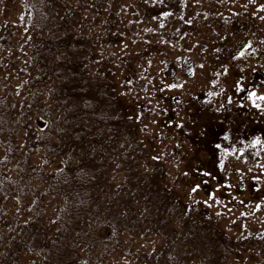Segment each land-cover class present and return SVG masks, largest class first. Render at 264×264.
<instances>
[{"label": "trees", "instance_id": "1", "mask_svg": "<svg viewBox=\"0 0 264 264\" xmlns=\"http://www.w3.org/2000/svg\"><path fill=\"white\" fill-rule=\"evenodd\" d=\"M23 1L28 14L26 25L41 33L45 24L49 28L30 49L28 66L21 67L28 68L30 89L24 111L38 113L35 125L45 136L34 137L32 131L33 141L25 146L23 157H17L21 175L2 178L19 181L18 193L29 186L34 197L0 226V264H23L24 256L31 258L30 264H104L115 253L128 256L133 264H146L152 257L159 264H264V229L230 233L208 206L186 200L163 182L166 169L162 156H154V141H147L145 147L141 139L144 116L117 94L114 74L119 63L113 66L109 55H115L103 53L123 46L131 35L124 30L130 25L126 15H134L149 26L181 30L176 35L165 33L162 43L184 41L186 34H203L207 23H194L196 18L191 13L200 0H128L131 2L124 7V0H117L116 5L113 0L102 5L97 0H63L57 18L53 15L55 0ZM210 1L222 12L224 5L246 0ZM228 24L233 31L237 26L246 31L249 26L235 17ZM263 68L251 77L259 85H264ZM204 96L203 92L196 95L200 113H204ZM5 111L0 103L2 128L20 117L18 111ZM245 118L251 123L246 138L264 136L263 121ZM207 124L203 122L197 138L207 137L202 142L211 155L207 162L211 165L214 157L223 159L230 151L226 143L231 138L223 125L210 126L211 133ZM124 138L135 148L133 151H117ZM41 148L56 149L62 159L48 157L40 165H32L30 152ZM213 148L218 150L214 157ZM108 152L119 154L121 160L114 161ZM144 153L146 168L140 166ZM54 162L52 169L49 166ZM117 170L122 171L123 178L116 176ZM207 174L215 176L210 170ZM205 176L200 186L206 192L210 184ZM39 185L43 191H38ZM47 198H54L56 203ZM139 237H155L159 241L156 249L138 254L133 246ZM158 253L160 259L156 260Z\"/></svg>", "mask_w": 264, "mask_h": 264}, {"label": "rangeland", "instance_id": "2", "mask_svg": "<svg viewBox=\"0 0 264 264\" xmlns=\"http://www.w3.org/2000/svg\"><path fill=\"white\" fill-rule=\"evenodd\" d=\"M55 1L53 15L57 18L61 12L58 8L64 2ZM97 1L98 5L107 2ZM123 2L124 7L131 1ZM113 3L116 5L118 2L113 0ZM214 9L216 12H213ZM191 13L196 18L194 23H207L206 32L186 34L184 41L175 39L170 44L161 42L162 38L165 39L164 34L176 35V31L181 30L172 31L169 27L160 28L156 24L149 26L134 15H126L130 25L124 30H129L131 35L123 46L103 52L115 55H109L113 66L119 63L114 74L116 92L125 103L131 104L132 109L144 116L141 139L145 147L147 141H154V156H162L166 169L163 182L171 185L186 200L208 206V210L219 216L230 233L236 232L237 235L258 227L264 229V136H244L251 124L245 117L251 120L258 117L264 122V99L260 98L264 95V85L251 78L254 71L264 67V0L224 5L222 12L210 0H200ZM27 17L23 0H0V103L6 113L20 112V117L12 120L8 128L0 127V209L3 210L0 226L5 218L19 214L27 200L34 197L29 186L22 187L19 194V181L11 179L6 182L2 178L4 175L9 178H15L18 173L21 175L17 157H23L25 146L33 141L32 131L34 137L38 134L45 136L42 129H37L35 125L38 113L24 111L23 103L30 99L26 78V66L32 56L30 49L49 28L44 27L45 24L41 33L26 25ZM222 17L229 21L235 17L249 26L246 31L238 29V26L233 31L234 27L228 24V20L220 21ZM111 64L109 62L108 66ZM163 71H166L165 77H169L167 80H164ZM126 76L129 77L127 80ZM200 92L205 94L201 99L205 105L204 113L196 109V95ZM249 92L255 95L250 97ZM42 98L48 99L44 94ZM256 104L260 107L257 108ZM204 121L208 122L210 132L213 131L210 126L219 128L223 125L231 138L226 143L230 153L225 152L223 159L214 157L218 150L213 148L211 165L207 164L211 155L203 149L202 139L207 137L197 138ZM150 144L153 143L150 141ZM134 149L124 138L117 151L131 152ZM48 157H54L56 161L62 159L56 149L41 148L30 152L29 163L40 165ZM142 157L140 166L146 168V154ZM112 159L120 161L121 156L113 155ZM199 160H203V164ZM55 164L49 167L53 169ZM202 166L203 171L198 172ZM208 170L215 176L207 174ZM203 175L210 184L206 192L200 186ZM116 176L123 178L122 171L117 170ZM196 185L199 187L192 191ZM38 191H43L42 185H39ZM46 200L56 203L54 198ZM49 211L47 216L51 215ZM158 242L155 237H139L133 247L138 254H142L155 250ZM160 255L158 253L156 260L160 259ZM24 257L23 264H30L31 258ZM154 262L159 264L153 257L147 263ZM104 264L133 263L128 256L115 253Z\"/></svg>", "mask_w": 264, "mask_h": 264}, {"label": "snow or ice", "instance_id": "3", "mask_svg": "<svg viewBox=\"0 0 264 264\" xmlns=\"http://www.w3.org/2000/svg\"><path fill=\"white\" fill-rule=\"evenodd\" d=\"M250 97L251 96H254L255 95V93L254 92H249V94H248ZM261 99H264V95H262L261 97H260ZM257 108H259L260 107V105L259 104H256L255 105ZM256 141H254V143H255ZM217 148H219L220 147V145H217L216 146ZM185 175H187V173H185ZM199 187V185H196V186H194L193 188H192V191H196L197 190V188Z\"/></svg>", "mask_w": 264, "mask_h": 264}]
</instances>
